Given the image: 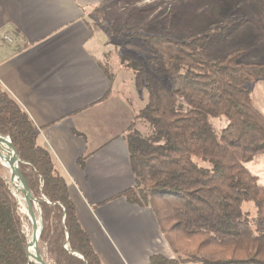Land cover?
Segmentation results:
<instances>
[{
  "label": "trees",
  "instance_id": "trees-1",
  "mask_svg": "<svg viewBox=\"0 0 264 264\" xmlns=\"http://www.w3.org/2000/svg\"><path fill=\"white\" fill-rule=\"evenodd\" d=\"M210 36L138 34L150 57L122 58L145 104L125 131L134 185L120 196L151 208L174 256L154 255L148 264H264V185L245 167L264 155V116L250 96V86L264 81V65L243 63L244 48L218 61L203 57ZM220 117L226 125L217 131L210 120ZM0 135L10 139L38 202L44 260L103 264L77 219L66 176L1 85ZM245 202L255 209L252 220L242 211ZM23 221L0 174V264H32Z\"/></svg>",
  "mask_w": 264,
  "mask_h": 264
},
{
  "label": "crops",
  "instance_id": "crops-1",
  "mask_svg": "<svg viewBox=\"0 0 264 264\" xmlns=\"http://www.w3.org/2000/svg\"><path fill=\"white\" fill-rule=\"evenodd\" d=\"M156 1L0 0V85L66 176L77 219L103 264L174 257L151 208L120 196L134 185L125 131L145 104L122 58L132 57L138 34L163 31V15L152 20L158 7L148 5ZM170 1L175 41L210 32L207 59L244 48L243 63L264 65V11L232 23L221 20L224 0ZM250 96L264 116V81L250 86Z\"/></svg>",
  "mask_w": 264,
  "mask_h": 264
},
{
  "label": "rangeland",
  "instance_id": "rangeland-1",
  "mask_svg": "<svg viewBox=\"0 0 264 264\" xmlns=\"http://www.w3.org/2000/svg\"><path fill=\"white\" fill-rule=\"evenodd\" d=\"M206 0H196L197 5H203L205 3ZM223 1V0H220ZM225 3H227V10H223V12H221L222 10H218L217 12H221V20L227 21V19H229L232 23H235L237 21H240L243 19L242 15H247L246 18H252V16L254 15H258L261 13V11H264V0H224ZM136 3V2H135ZM172 3L170 0H163V1H156V2H150L148 5L149 6H157L158 7V13H157V18L154 17L152 20H156L158 22V19L160 18V16L163 17V31L158 33V36L160 37H164V38H168V39H172V40H179L176 38L175 36V29L173 28L172 25V19H171V10H172ZM186 7H192L194 6L192 2H190V5L185 4ZM133 6L135 8H142V6H135V4H133ZM187 8L184 9V13L185 15H187ZM216 9V8H215ZM228 15V16H227ZM187 19V18H186ZM185 19V20H186ZM187 22V20H186ZM156 22H155V26H156ZM228 22H224L223 25H228ZM154 25V24H153ZM158 29L161 30V25H158ZM223 29V28H221ZM134 31V30H133ZM144 35V34H143ZM150 36V35H149ZM134 40V41H133ZM133 55L131 56H124L125 59H132V60H139V61H146L148 57H150V53L151 51L146 48L144 45H142V41L140 40L139 37L133 38ZM141 42V43H140ZM135 52V54H134ZM207 52V51H206ZM203 57H207L206 53L204 52L202 54ZM221 59V58H220ZM219 59H214L213 61H218ZM144 94V92H142ZM144 96V95H143ZM212 125L214 126V128L217 131H220L225 125H226V121L223 117L220 118H214L210 120ZM1 167V166H0ZM245 167L253 174L256 175L259 179V184L260 185H264V155H261L255 159H253L252 161L248 162L245 164ZM2 168V167H1ZM0 174L3 175L4 179L6 180V183L8 184L10 191L12 193V195L15 197L17 204L19 206V213L21 214V216H25L23 214V209L26 207L25 203L23 201L20 200L19 197H21L20 193L18 192V190L15 188L14 185H12L9 181V173L5 170V169H1L0 170ZM242 211L247 213V216L250 220H252L255 216V209L253 207V205L249 202H245L242 204ZM36 219L38 221V211L36 213ZM25 222V221H23ZM25 225L29 224L28 227L30 226L29 221L24 223ZM26 229V226H25ZM23 228V232L26 234V230ZM29 232V231H28ZM174 234H176V232H173ZM29 235V233H28ZM30 236V235H29ZM30 238V237H28ZM39 253L45 257V249L44 247L39 249ZM189 264V263H186Z\"/></svg>",
  "mask_w": 264,
  "mask_h": 264
},
{
  "label": "water",
  "instance_id": "water-1",
  "mask_svg": "<svg viewBox=\"0 0 264 264\" xmlns=\"http://www.w3.org/2000/svg\"><path fill=\"white\" fill-rule=\"evenodd\" d=\"M0 142L1 143H7L10 148L12 149V151L15 154V157L17 159V169L15 170L4 158V156L0 155V166L5 169L7 172H15L17 174V176L19 177V179L21 180L23 186L21 189V198L22 201L25 203L26 207H29L32 211V213L30 215H26L29 223H30V239L27 242V249H26V254H27V258L29 260L30 263L32 264H52L47 262L46 260H44L43 256L39 253V237L41 234V229H42V222H41V218H40V210L38 207V202L37 200L33 199L31 196V193L29 191V187H28V181L26 179V177L19 171L18 169V165H19V160L18 157L11 145L10 139L9 138H5L2 137L0 135ZM38 211V221L36 219V213ZM36 228H38V234L36 235ZM67 236V233H66ZM33 245L34 246V251H33V260H31L29 258V254H28V247L29 245ZM66 247V246H65Z\"/></svg>",
  "mask_w": 264,
  "mask_h": 264
},
{
  "label": "bare ground",
  "instance_id": "bare-ground-1",
  "mask_svg": "<svg viewBox=\"0 0 264 264\" xmlns=\"http://www.w3.org/2000/svg\"><path fill=\"white\" fill-rule=\"evenodd\" d=\"M0 155L4 156L5 160L16 170L17 169V159L15 157L14 152L12 151V149L10 148V146L7 143H1L0 142ZM9 173V181L12 185L15 186V188L18 190V192L21 195V189H22V182L19 179V177L17 176V174L15 172H8ZM20 200L22 201V198L19 197ZM32 213L31 209L29 207H25L23 209V214L26 215H30ZM25 222H23V228L25 229L26 226V237H30V226L28 227V225L24 224ZM29 231V232H28ZM29 233V235H28ZM38 234V228H36V235ZM30 238H28L29 240ZM33 251H34V246L31 244L28 247V254H29V258L31 260H33Z\"/></svg>",
  "mask_w": 264,
  "mask_h": 264
},
{
  "label": "built area",
  "instance_id": "built-area-1",
  "mask_svg": "<svg viewBox=\"0 0 264 264\" xmlns=\"http://www.w3.org/2000/svg\"><path fill=\"white\" fill-rule=\"evenodd\" d=\"M3 40L8 44H12L14 42V38L10 34H6L5 36H3Z\"/></svg>",
  "mask_w": 264,
  "mask_h": 264
}]
</instances>
